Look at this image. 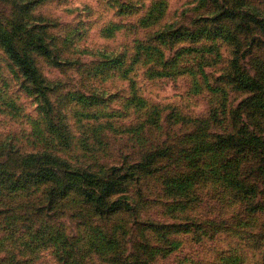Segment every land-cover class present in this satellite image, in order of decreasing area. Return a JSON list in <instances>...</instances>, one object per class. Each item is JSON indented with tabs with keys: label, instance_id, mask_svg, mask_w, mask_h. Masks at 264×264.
I'll return each mask as SVG.
<instances>
[{
	"label": "rangeland",
	"instance_id": "374dc122",
	"mask_svg": "<svg viewBox=\"0 0 264 264\" xmlns=\"http://www.w3.org/2000/svg\"><path fill=\"white\" fill-rule=\"evenodd\" d=\"M223 1L0 0V168L23 176L35 163L32 152L50 150L61 177L73 170L71 183L88 170L96 179L125 177L107 200L120 205L118 212L101 219L70 188L52 227L62 239L33 251L2 239L9 227L22 236L31 229L1 214L0 264H264V174L254 157L242 162L246 196L209 171L184 193L165 185L202 155L209 164L217 159L197 148L206 140L195 137L201 131L193 119L216 111L209 141L235 133L232 111L252 96L225 79L235 41L185 37L167 44L156 36L211 26L209 11ZM151 7L163 9L154 21ZM243 8L264 15V0H246ZM256 33L264 37V27ZM246 36L238 38L242 46ZM244 62L264 74V45H254ZM17 148L18 155L9 152ZM138 162L144 169L132 172ZM51 185L58 186L41 181L28 191L5 190L0 206L21 210L32 195L58 190ZM160 223L173 225L152 226ZM103 233L112 247L105 253Z\"/></svg>",
	"mask_w": 264,
	"mask_h": 264
},
{
	"label": "trees",
	"instance_id": "16d2710c",
	"mask_svg": "<svg viewBox=\"0 0 264 264\" xmlns=\"http://www.w3.org/2000/svg\"><path fill=\"white\" fill-rule=\"evenodd\" d=\"M241 3V6L237 4L228 5L227 1L221 2V8H214L209 12L214 13V18L212 19V24L199 29H174L170 32L159 31L157 37H161L162 41L168 43L174 42L175 39H183L185 37H191L194 40H202L203 38H218L222 37L230 41H235L234 43V56L232 57V62L228 68V82L233 83L237 89L246 91L252 96L251 99L242 102L232 111L234 125L236 129L235 133H230L227 135H219L218 133L214 136V139L209 141L212 133L210 129L214 128V124L218 121L216 111L213 112L208 117L197 116L193 120L197 123V127L201 131L199 134H195L203 138L206 141H200L197 145L198 149H201L202 154H212L215 159L212 164H209L205 157L196 159L192 161L189 166L192 170L185 175L168 178L165 185L170 193H184L193 187L197 180L204 177L209 172L221 176L226 182L227 186H231L235 194L242 193V196H246L249 192L248 187L245 184L243 178L242 162L244 159L249 158V156L256 159V163L259 167H262V174H264V127L261 124V118L264 117V74L261 70H257L255 67L248 70L244 60L246 56L253 52L254 45H264V37L258 35L256 30L260 25L264 27V15H261L258 10L244 9L243 5L246 0H237ZM217 7V6H216ZM148 16H153L155 20L163 14L162 7H151L149 9ZM207 19H209L207 17ZM211 20V19H210ZM149 19H147V22ZM228 21V22H226ZM240 34H246L245 45L240 43L238 39ZM233 43V42H232ZM10 46V45H9ZM8 46V47H9ZM156 50H161L156 47ZM250 53L248 54V52ZM156 54V53H155ZM162 54V52H161ZM243 59V60H242ZM161 62L167 63L165 59L161 58ZM170 60V59H169ZM170 62H175L170 60ZM22 63L26 65V68L30 67L29 62L26 57L22 58ZM224 79V80H225ZM210 86V85H209ZM212 87L213 90H220L218 86ZM258 95H261L258 97ZM256 97V99L254 98ZM155 109H152L150 113L153 115ZM239 124L236 125V122ZM207 138H204L206 137ZM229 150L228 153H225ZM11 154L18 155L20 150L12 149ZM13 151V152H12ZM31 158H34V165L28 169L22 171L23 176L12 178L10 174L14 171L10 169L0 168V194L5 190L8 193H16L20 191H28L33 185L38 186L41 181L54 182L56 185L53 189L57 191H48L47 197L41 195H32L28 198V201L21 206V210L14 211L15 208H4L0 206V215H10L11 220L20 221L23 227L30 226L28 233L22 236L16 233V229L9 227L6 235L2 239H9L14 245L21 247L27 246L28 249L36 250L38 245L44 244L51 240H61V231L58 233L53 232L52 227L56 223V209L61 205V200L65 195L71 193L76 187L77 191H81L84 203L89 204V206L94 207V212H96L100 219L101 216L108 214L109 216L118 212L120 205H116L113 200L111 203L107 204V200L111 194L118 192L121 189L120 184L124 176L116 175L112 179H96L91 178L93 171L88 170L86 175H81L79 177L78 185L77 183H71L72 175L70 168L67 170L69 177H61L59 172L58 156L54 155L53 151L46 150L40 154V152H32ZM64 166V165H63ZM142 170L144 166L141 162H138L135 169ZM125 174V173H124ZM126 176V174H125ZM72 180H77V178H72ZM71 188V191H70ZM237 188V189H236ZM8 196V195H6ZM1 202V201H0ZM181 202V201H180ZM128 204V208L133 210L135 213L134 205ZM107 206V207H105ZM101 221V220H100ZM12 226L15 227L13 223ZM169 223L154 224L156 229L169 227ZM188 229L190 228L189 225ZM98 228V227H95ZM168 232V231H167ZM96 237L93 233L92 238ZM92 238L89 241L92 242ZM101 239H105L106 245L103 247L102 253L107 252L108 247L112 248L109 244V238L103 233ZM99 240H93L97 242H103ZM101 245H98V248ZM103 246V245H102ZM8 259H15L16 254L8 253L6 256Z\"/></svg>",
	"mask_w": 264,
	"mask_h": 264
}]
</instances>
